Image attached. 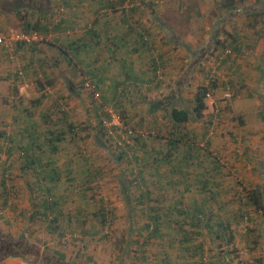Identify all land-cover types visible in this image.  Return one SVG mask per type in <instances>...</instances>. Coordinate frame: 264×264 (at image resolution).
Instances as JSON below:
<instances>
[{"label":"rangeland","instance_id":"rangeland-1","mask_svg":"<svg viewBox=\"0 0 264 264\" xmlns=\"http://www.w3.org/2000/svg\"><path fill=\"white\" fill-rule=\"evenodd\" d=\"M107 1L0 0V175L5 178L3 192L0 187V234L20 242L16 255L0 253V264H156L165 249L169 264H264V213L249 208L248 221L236 212L248 187L259 185L264 195V0H111L114 7L106 8ZM45 9L52 12V22L63 16L73 29L53 33L57 39L50 32L42 36L24 31L21 17L41 19L35 12ZM83 23L100 30L96 48L79 53L67 65L57 55V44L81 36ZM118 34L125 40L115 37L113 44ZM87 69L102 78L98 94L110 98L115 90L116 106L111 101L95 109L101 97L83 84L89 81ZM125 75L140 76L143 82ZM202 83L209 88L203 116L185 126L194 132L207 128L208 150L221 164V185L209 205L212 212L230 217V253L225 254V244L204 229L185 243L187 248L180 249L175 240L167 247L164 239L152 238L135 249L132 241L144 217L132 198L127 205L124 196V189L138 192L134 184L124 188L122 180L128 176L130 156L118 154L120 148L133 146L125 129L145 136L148 128L164 133L170 125L165 110L148 113V102L140 100L175 94L180 102L191 104ZM112 115L120 126L102 124L101 118L109 122ZM58 117L76 127L49 153L41 132L47 119ZM65 123L57 120L55 125L66 129ZM27 133L41 146L35 149L40 163L52 159L49 167L58 172L52 190L59 212L56 221L51 214L31 217L42 196L33 183V168L44 172L47 167H37L36 162L26 166L19 145L29 142ZM152 142L147 139V144ZM175 189L181 190L182 182ZM190 189L183 192L186 206L194 197ZM172 192L169 189L167 200L174 197ZM98 202L106 212L103 222L96 215ZM249 227L254 232L245 238ZM253 238L256 243L249 241ZM198 242L202 257L194 245Z\"/></svg>","mask_w":264,"mask_h":264},{"label":"trees","instance_id":"trees-1","mask_svg":"<svg viewBox=\"0 0 264 264\" xmlns=\"http://www.w3.org/2000/svg\"><path fill=\"white\" fill-rule=\"evenodd\" d=\"M124 0H118L117 3H122ZM66 3V0H63ZM106 8H113L114 3L108 0L103 4ZM39 6V5H38ZM46 11V9H45ZM52 12L41 13L35 12L36 15L42 17L41 19L28 20L21 17V21L24 24V31H34L36 34H41L45 36L46 33H58L64 30L73 29L72 26L67 22L66 18L63 16L59 18L58 21L52 22L48 19ZM49 15V16H48ZM48 19V20H47ZM50 27H47L48 24ZM105 30H103L104 32ZM98 29L93 24L83 23V31L81 36L76 38H65L58 42L57 44V55L62 58L67 65L71 64L73 57H76L79 53H87L89 49H95L97 44L96 38L99 37ZM56 39L55 34H53ZM116 39L125 40L121 35L113 36V44H116ZM142 40V37L139 36ZM115 48V47H114ZM160 58V55L158 56ZM151 65L153 69L156 67V61L152 58ZM86 69V68H85ZM85 74L88 76L89 81H85L90 88L87 89L93 94L97 93L99 89V83H102V78L97 75V73H91L88 69L85 70ZM125 79H131V81L143 82L140 76L124 77ZM82 82V81H81ZM83 83V84H84ZM118 82V84H122ZM213 83L211 82L210 86ZM41 86V84H40ZM43 86V85H42ZM86 87V86H85ZM116 87V83L114 85ZM208 85L200 84L195 88L192 95L191 104L182 103L180 99H176L175 94L170 97H163L160 99H141L140 102L145 104L148 113L155 109H164V116L167 123L170 125L168 129L163 133L156 128H148L146 136L143 131L132 132L130 137L133 141V146L126 145V150L120 148L118 158H125V153H129L130 158L126 160L128 167V176L122 178L124 182V188L127 187V183L134 184V188L138 192L137 194H132L131 191L124 189V196L126 200L129 201L132 198L133 202L137 204L140 208V213L144 217V222L138 227L137 236L132 241L135 244V249H141L145 244H147L150 239L155 238L162 240L164 239L165 245L170 247L174 240L180 245V249L189 247L185 245L188 241L192 240L195 235H199L201 230L204 229L206 233L212 234L216 239L221 240L225 244V254L229 255V250L226 247L232 238L230 217L224 214H217L212 212L209 205L210 200L215 199L218 194V187L221 185L219 178L221 164L212 155V152L208 150L210 146V141L206 138V129L202 126L203 130L200 132L192 131L185 125L188 122L197 121L202 118L203 110L206 108L205 98L208 95ZM101 100L100 103L95 106L97 110L102 103L113 104L116 106L118 101L115 99V90L112 92L110 98L104 93H100ZM56 103V102H55ZM146 111V112H147ZM119 115L123 123H127L124 115H122L121 110H119ZM65 116V115H64ZM98 116V114H97ZM99 117V116H98ZM57 120H61L65 123L66 119L61 117L50 118L45 121L47 126L41 132L42 143L48 148L49 153H54L58 149V143L64 140L68 134L75 130L76 125L72 122H66L65 127H57L55 123ZM98 122L100 123L99 119ZM140 123L138 122V125ZM63 125V124H62ZM137 125V126H138ZM140 127V126H138ZM29 142L25 145H19L23 152L25 153V163L26 166H32L36 162L37 167L41 168V165L47 167L46 171L34 170V184L41 191L42 196L39 198L36 205L38 206L31 213V217L40 214L42 217H46L51 214V221H56L55 217L58 212L57 202L52 199V190L54 182L57 179L58 172L53 166L49 167L52 159H48L45 164L40 163V158L38 152L35 151L36 148L40 149V145L35 143V137H32L30 133ZM145 136V137H144ZM153 139L152 145L147 144V139ZM202 141L201 144L199 142ZM149 145L150 149L147 150L146 146ZM42 149V148H41ZM139 151L141 152L139 154ZM131 153V154H130ZM210 165L209 169L204 168V166ZM166 165V169L160 170L161 166ZM49 167V168H48ZM192 167V169H190ZM134 168V169H133ZM144 169L146 172L144 173ZM97 170V169H96ZM194 171L193 177H191V171ZM126 171V170H125ZM1 172V171H0ZM127 174V173H126ZM0 175V187L1 191L4 190L5 178ZM162 177V178H161ZM47 179V182H46ZM146 179L148 183H146ZM49 182V183H48ZM182 182V189L176 190V183ZM129 186V185H128ZM193 187L194 197L191 198L190 204L187 206L183 203V192L191 190ZM153 188V189H152ZM174 189L172 195L174 196L171 200H167L169 195V189ZM155 190L156 192H154ZM5 198V195H3ZM244 202L238 200L239 210H236L240 214V218L245 216L249 221L250 217L247 216L248 209L252 208L256 212L260 211L264 213V195L262 188L259 185L250 186L243 192ZM101 201V200H100ZM163 201L164 203H161ZM4 202V201H3ZM244 206V212H241ZM132 207V206H131ZM132 210V209H131ZM96 215L100 218V222L105 219L104 207L102 202H98ZM243 213H246L243 215ZM132 214V213H131ZM55 216V217H54ZM50 223V222H48ZM187 226V229L184 228ZM252 228H246L245 238L248 234L253 233ZM258 232L256 238H259L261 234ZM249 241L256 243L255 239H250ZM20 244L19 241L13 237L6 235L1 236L0 234V253L3 257L16 255L13 253ZM142 245V246H141ZM198 252V256L202 257V245L201 242L194 244ZM141 246V247H140ZM140 259L144 258L139 255ZM223 262V259H220ZM144 264H155L154 262H145ZM156 264H169V254L166 249L162 254V259L156 261Z\"/></svg>","mask_w":264,"mask_h":264},{"label":"built area","instance_id":"built-area-1","mask_svg":"<svg viewBox=\"0 0 264 264\" xmlns=\"http://www.w3.org/2000/svg\"><path fill=\"white\" fill-rule=\"evenodd\" d=\"M34 36H35V34H33ZM23 39L24 40H28V38L26 37V35H23ZM84 85L88 88H90V86L87 84V83H84ZM94 95L96 96V93H94ZM101 122H102V124H104V125H107V124H112V125H114V126H116V125H118V126H120V124H119V121H118V118L116 117V116H111V119H110V121L109 122H107L105 119H102L101 118ZM125 132H126V134L127 135H129V134H131L132 133V130H130V129H125Z\"/></svg>","mask_w":264,"mask_h":264}]
</instances>
